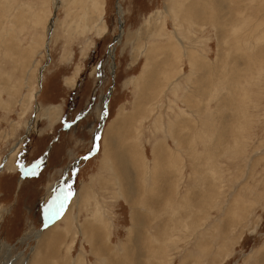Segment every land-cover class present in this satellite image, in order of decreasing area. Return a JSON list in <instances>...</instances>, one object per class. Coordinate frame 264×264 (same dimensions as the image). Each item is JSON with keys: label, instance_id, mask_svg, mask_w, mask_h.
Here are the masks:
<instances>
[{"label": "rangeland", "instance_id": "rangeland-1", "mask_svg": "<svg viewBox=\"0 0 264 264\" xmlns=\"http://www.w3.org/2000/svg\"><path fill=\"white\" fill-rule=\"evenodd\" d=\"M263 50L264 0H0V264H264Z\"/></svg>", "mask_w": 264, "mask_h": 264}, {"label": "water", "instance_id": "water-1", "mask_svg": "<svg viewBox=\"0 0 264 264\" xmlns=\"http://www.w3.org/2000/svg\"><path fill=\"white\" fill-rule=\"evenodd\" d=\"M107 103H108V99L105 101V103H103L104 104V110H105V116H106V114H107ZM102 122H103V120H102ZM98 137H99V133H97L96 134V137H95V141H97V139H98ZM96 145H97V142H96ZM65 179V178H64ZM63 182V181H62ZM62 188H63V184H62ZM55 192H56V190H55ZM66 199V198H65ZM64 202V201H63ZM62 202V203H63ZM58 207V206H57ZM57 207L50 213V214H48L47 215V217H46V219H45V222H47V219L52 215V214H54V213H56V215H58V214H60L61 212H60V209L57 211ZM49 223V222H48ZM47 223V224H48Z\"/></svg>", "mask_w": 264, "mask_h": 264}, {"label": "bare ground", "instance_id": "bare-ground-1", "mask_svg": "<svg viewBox=\"0 0 264 264\" xmlns=\"http://www.w3.org/2000/svg\"><path fill=\"white\" fill-rule=\"evenodd\" d=\"M101 7H102V6H101ZM97 13H98V12H97ZM29 21H30V20H29ZM118 40H119V39H118ZM263 51H264V50H263ZM113 52H114V48H113ZM113 52H112V53H113ZM263 58H264V57H263ZM35 236L37 237V235H35Z\"/></svg>", "mask_w": 264, "mask_h": 264}]
</instances>
